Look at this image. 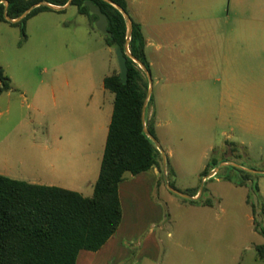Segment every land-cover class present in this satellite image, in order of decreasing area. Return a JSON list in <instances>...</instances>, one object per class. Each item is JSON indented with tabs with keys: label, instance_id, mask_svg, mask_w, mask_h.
I'll return each instance as SVG.
<instances>
[{
	"label": "rangeland",
	"instance_id": "374dc122",
	"mask_svg": "<svg viewBox=\"0 0 264 264\" xmlns=\"http://www.w3.org/2000/svg\"><path fill=\"white\" fill-rule=\"evenodd\" d=\"M140 1L127 0L129 15L130 5L140 6ZM147 1L146 5L155 3ZM161 1L167 15L181 12L188 4V0ZM220 2L203 5L220 11ZM226 5L224 0L223 9ZM26 28L27 39L22 42L20 27L0 24V66L13 89L0 95V174L33 182L49 176L39 151L57 135L63 136L60 147L85 149L93 162L103 154L115 99L104 80L120 72V64L118 49L108 46L105 35L93 29L89 17L79 14L75 6L64 13L43 12L30 19ZM230 30L224 19L216 29L219 33ZM193 46L192 53L185 51L168 61L174 67L170 74L161 75L151 67V106L159 102L164 86L193 87L183 94L194 103L195 122L191 114L186 121L172 114L174 124L182 129L181 137L172 136L166 143L158 137L163 150L174 152L179 160L180 176L172 181L183 193L189 192L187 188H201L203 172L215 159L229 160L243 172L228 166L204 182V199L211 194L216 197L213 208L189 210L190 203L184 208L156 198L162 203L161 214L166 215L163 228L145 223L143 235L128 243V256L116 264H264L256 250L264 237L250 219L253 204L264 208V175L249 172L264 171V31L249 28L242 41L234 36L199 38ZM54 90L62 97L57 109ZM172 94L177 99V93ZM168 127L164 123L161 129L166 133ZM90 168L89 180L71 187L86 197L94 194L89 181L96 173ZM248 174L250 181L244 187L222 181L242 180ZM166 193L165 189L162 195ZM191 213H211L212 217L209 222L193 220Z\"/></svg>",
	"mask_w": 264,
	"mask_h": 264
},
{
	"label": "trees",
	"instance_id": "16d2710c",
	"mask_svg": "<svg viewBox=\"0 0 264 264\" xmlns=\"http://www.w3.org/2000/svg\"><path fill=\"white\" fill-rule=\"evenodd\" d=\"M4 1L9 3L8 15L12 19H18L35 4L48 2L64 7L70 0H0V24L8 23L20 27L24 42L27 39L26 27L30 19L43 12L64 13L66 10L54 11L46 6L39 7L23 21L14 24L5 18ZM111 1L128 12L126 0ZM87 2L98 6L108 18V31L111 35L105 36L107 45L124 50L127 23L123 14L104 0H73L72 6L78 9L79 14L89 17L93 29L99 17L90 13ZM146 45L142 25L133 20L130 50L151 72ZM127 65L126 83H123L120 72L104 80L106 90L115 96L114 111L93 196L86 197L76 191L36 185L0 174V264H77L81 251H100L119 230L123 219L119 189L127 174L136 176L157 167L161 173L159 184L165 182L163 156L144 131L143 108L149 81L144 71L132 59L128 58ZM0 80L3 83L1 95L11 90V80L1 66ZM151 104L152 97L147 109L146 123L151 134L158 140L149 119ZM218 166L219 163L210 162L203 176L206 177ZM168 173L172 187L177 189L172 181L175 171L169 157ZM249 176L246 175L242 180L231 177L227 180L238 186H245L250 181ZM204 196L203 194L199 200H182L192 205L213 207L214 200H205ZM250 202L249 198L248 203ZM252 208L255 229L264 237V208L259 210L255 204ZM260 216L263 219L261 222ZM256 250L259 258L264 259V243L257 246Z\"/></svg>",
	"mask_w": 264,
	"mask_h": 264
},
{
	"label": "crops",
	"instance_id": "0c3cea01",
	"mask_svg": "<svg viewBox=\"0 0 264 264\" xmlns=\"http://www.w3.org/2000/svg\"><path fill=\"white\" fill-rule=\"evenodd\" d=\"M135 1L137 2L138 0ZM209 1L210 0H188V4L185 6L184 10H181V12L176 11V13H170L169 15L161 9V0H154L155 3L153 5H146L148 2L147 0H141L140 6L130 5L132 10V15H130V17L142 25L147 42V59L151 67L157 68L161 75H168L174 70L173 65L168 61L175 60L177 57H180V55H184L185 51L192 53L194 51V41L199 38H211L212 40H216L234 36L242 41L243 38L245 40L247 39L249 28L264 31V0H227V5L224 9V0H221L220 8L222 9H220V11L214 6L203 5ZM185 17L192 18V20L187 22L183 20ZM222 19L225 20L226 25L231 26L232 30H230V32L223 31L219 33L216 31L217 25ZM177 45H179L180 48H177ZM186 88L183 86L173 87L170 85L162 87L159 102L155 103L150 108L149 118L153 123L157 137L161 138L164 143L171 140L172 136L177 135L181 137L182 134L180 126L174 124L171 118L172 114L181 121L188 120L189 114H191V120L195 122V116L193 115L194 103L192 101L189 103L186 100V95L183 94L187 92L188 89H193V87L188 86ZM12 90L11 87L9 93H11ZM173 92L177 93V99L173 98ZM61 98L62 97L57 94L56 90H54L52 101L55 109L58 108ZM65 99L67 98L65 97ZM164 123H167L169 126L166 133L161 129ZM209 125L212 126V124ZM62 140L63 136L57 135L53 138L52 142L50 141L49 147L39 151L41 155L45 157L43 162H46L47 168L50 170L49 176L46 178H36L33 182L29 183L41 186L60 187L77 192V190L71 187H80V185L86 181L87 177L89 180L88 170L90 167H93V169L90 168V170L92 169L91 173H96V178L89 182L91 187L95 188V184L100 176L105 151L97 158L96 162H93L85 149L60 147L59 143ZM166 154L175 171V176L173 178L177 181L180 176L179 160L174 159L175 155L172 151H167ZM192 157H194L193 154ZM210 162H217L220 166L230 161L215 159L210 160ZM160 178L161 173L157 167H153L149 171L136 176L132 175L131 179L125 178L120 184L119 189L123 209V219L119 230L100 251H81L77 259V264H116L125 260L130 252L127 247L128 243H133L143 235V226L145 223L151 222L153 225L158 223L159 227H161V229L163 228L166 215L161 214L162 203L157 202L156 198L160 199L166 205L173 204L178 207L186 208V205L189 203H185L173 197L171 195L173 193L170 192L166 186L159 184ZM222 181L231 182L227 180V178H224ZM231 183L236 187H244L238 186L234 182ZM165 189L169 193L162 195ZM187 191L189 192L185 193L196 194V196L193 197H197L200 192V187L187 188ZM208 198L216 197L211 194ZM213 207L190 204L187 208L190 210V208L200 209ZM188 216H191L193 220L205 219L209 222L212 214L191 213ZM250 219L254 225V215L251 216Z\"/></svg>",
	"mask_w": 264,
	"mask_h": 264
},
{
	"label": "water",
	"instance_id": "95a60500",
	"mask_svg": "<svg viewBox=\"0 0 264 264\" xmlns=\"http://www.w3.org/2000/svg\"><path fill=\"white\" fill-rule=\"evenodd\" d=\"M104 1L111 4L116 9H118L123 14V16L125 17V20L127 23V38H126L125 48H124V50L121 48L118 49V59H119V64H120V76H121L123 83H126L127 79H128V65H127L128 58L132 59L137 65H139V67L144 71V73L146 74V76L148 78L149 90H148V95H147V98L145 100V104H144V108H143L144 131H145L146 135L154 142L157 149L161 152V154L163 156V174H164V178H165L166 187L168 188V190L170 192H172L173 194H175L181 198L189 199V200H199V199H201V197L204 194V190H205L204 182L206 180L212 178V177H215L220 172L221 168L231 166V167H235L237 169H241V167L238 166L237 164L231 163V162L223 163L220 166L216 167L208 176H206L204 178L203 184L200 188L199 195L197 197L190 196V195L185 194V193L175 189L174 187H172L171 182H170V178H169V173H168V156H167L166 152L163 150L160 142L151 134V132L149 131V129L147 127V123H146L147 109H148L150 99L153 95L154 81H153L152 73L150 72L148 67L141 60L136 58L130 50V41H131V37H132V33H133V20L130 17V15L128 14V12L124 8H122L120 5L114 3L111 0H104ZM72 2H73V0H70L69 3L64 7L54 6L52 4H49L48 2H41V3L33 5L29 10H27L18 19H12L8 15L9 3L7 1H4L3 3L6 5V12H5L6 20L11 22V23L17 24V23H20L21 21H23L36 8L46 6V7L53 9L54 11H63V10H66L67 8L71 7ZM87 5L90 7V13L92 15H96L99 17L98 21L94 25L95 30L99 31L100 33H102L105 36L111 35L110 32L108 31V23L109 22H108L107 16L104 15L103 12L101 11V9L98 6H96L94 3L87 2ZM2 87H3V83L0 80V92L2 90ZM249 172L264 175V171H262V172H260V171L259 172L249 171Z\"/></svg>",
	"mask_w": 264,
	"mask_h": 264
}]
</instances>
